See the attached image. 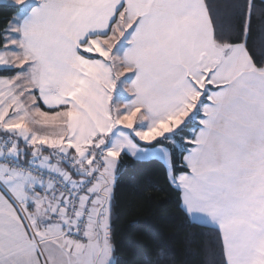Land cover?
<instances>
[{
  "label": "snow or ice",
  "instance_id": "1",
  "mask_svg": "<svg viewBox=\"0 0 264 264\" xmlns=\"http://www.w3.org/2000/svg\"><path fill=\"white\" fill-rule=\"evenodd\" d=\"M5 6L0 264H118L128 159L162 163L188 223L215 236L212 264H264V52L248 45L264 0Z\"/></svg>",
  "mask_w": 264,
  "mask_h": 264
},
{
  "label": "trees",
  "instance_id": "2",
  "mask_svg": "<svg viewBox=\"0 0 264 264\" xmlns=\"http://www.w3.org/2000/svg\"><path fill=\"white\" fill-rule=\"evenodd\" d=\"M255 3L259 5L260 0ZM14 13L13 8L0 5V27ZM248 45L258 58L264 52V17L259 8L253 14ZM175 162L179 165L178 155ZM113 229L118 264H212L218 260L214 234L188 223L159 161H125L114 191Z\"/></svg>",
  "mask_w": 264,
  "mask_h": 264
},
{
  "label": "crops",
  "instance_id": "3",
  "mask_svg": "<svg viewBox=\"0 0 264 264\" xmlns=\"http://www.w3.org/2000/svg\"><path fill=\"white\" fill-rule=\"evenodd\" d=\"M7 4V0H3V3H0V5H6Z\"/></svg>",
  "mask_w": 264,
  "mask_h": 264
}]
</instances>
